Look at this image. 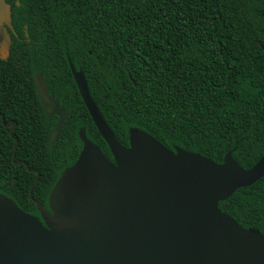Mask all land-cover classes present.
Wrapping results in <instances>:
<instances>
[{
  "label": "trees",
  "instance_id": "16d2710c",
  "mask_svg": "<svg viewBox=\"0 0 264 264\" xmlns=\"http://www.w3.org/2000/svg\"><path fill=\"white\" fill-rule=\"evenodd\" d=\"M10 46L0 58V193L24 212L48 207L61 171L82 148L80 132L110 160L108 144L71 72H80L115 138L143 132L172 152L249 169L264 153V0H4ZM66 112L42 110L34 76ZM264 236V176L219 201Z\"/></svg>",
  "mask_w": 264,
  "mask_h": 264
},
{
  "label": "water",
  "instance_id": "95a60500",
  "mask_svg": "<svg viewBox=\"0 0 264 264\" xmlns=\"http://www.w3.org/2000/svg\"><path fill=\"white\" fill-rule=\"evenodd\" d=\"M71 69L113 159L81 131L78 159L61 171L46 208L32 197L39 172L15 161L14 152V164L36 173L29 194L39 215L0 193V264H264V236L218 207L264 174V154L243 169L228 154L219 164L198 153L172 152L139 131L124 147L102 119L82 74ZM34 81L45 115L59 116L52 144L66 112L41 73ZM0 118L11 125V135L16 123ZM16 144L15 139L14 151Z\"/></svg>",
  "mask_w": 264,
  "mask_h": 264
},
{
  "label": "rangeland",
  "instance_id": "374dc122",
  "mask_svg": "<svg viewBox=\"0 0 264 264\" xmlns=\"http://www.w3.org/2000/svg\"><path fill=\"white\" fill-rule=\"evenodd\" d=\"M10 24L9 8L4 2L0 0V57H6L8 54V48L6 45L5 36L7 35V28Z\"/></svg>",
  "mask_w": 264,
  "mask_h": 264
},
{
  "label": "flooded vegetation",
  "instance_id": "af4514ba",
  "mask_svg": "<svg viewBox=\"0 0 264 264\" xmlns=\"http://www.w3.org/2000/svg\"><path fill=\"white\" fill-rule=\"evenodd\" d=\"M4 2H5V1H4ZM5 3H6V2H5ZM9 15H10V7H9ZM10 30H12V27H11V25L9 24V27H8L7 30H6V31H7L6 33H7V35H8V36H7V37H8V41H9L8 46H7V48H8V52H9V46H10V41H11V38H10V37H11V36H10ZM71 70H72V69H71ZM48 92H49V91H48ZM50 95H51V94H50ZM52 97H53V96H52ZM53 98H54V97H53ZM54 99H55V98H54ZM55 100H56V99H55ZM57 103H58V101H57ZM57 116H58V115H57ZM58 117H59V116H58ZM0 119H1V118H0ZM58 121H59V120H58ZM4 122H5V120H4ZM12 123H14V122H12ZM12 123H9V124H12ZM15 123H16V122H15ZM2 124H3V123H2ZM7 124H8V123H7ZM3 126H4V125H3ZM16 126H17V125H16ZM16 126H15V128H16ZM4 127H5V126H4ZM6 128H9V130H10L11 125H9V126L6 127ZM13 130H14V129H13ZM13 130H12V131H13ZM8 132H9V131H8ZM9 134H10V133H9ZM11 135H12V134H11ZM14 142H15V140H14ZM14 145H15V143H14ZM16 145H17V144H16ZM14 152H15V151H14ZM14 152H13V154H14ZM263 154H264V153H263ZM263 154H262V155H263ZM12 158H13V157H12ZM15 161H16V160H15ZM12 162H13V160H12ZM23 162H24V161H23ZM21 164H23V163H21ZM15 165H16V164H15ZM18 165H19V164H18ZM23 165H24V164H23ZM36 171H37V170H36ZM35 174H36V173H35ZM262 176H264V174H263ZM262 176H261V177H262ZM261 177H260V178H261ZM260 178H258L257 180H259ZM257 180H256V181H257ZM256 181H255V182H256ZM253 183H254V182H253ZM253 183H252V184H253ZM248 186H249V185H248ZM244 187H245V186H244ZM29 195H30V194H29ZM228 197H229V196H228ZM228 197H227V198H228ZM227 198H226V199H227Z\"/></svg>",
  "mask_w": 264,
  "mask_h": 264
}]
</instances>
